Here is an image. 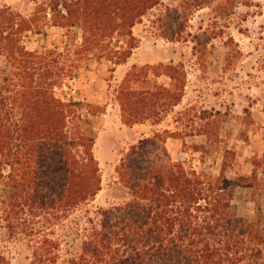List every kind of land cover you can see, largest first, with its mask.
Segmentation results:
<instances>
[{"label": "rangeland", "instance_id": "obj_1", "mask_svg": "<svg viewBox=\"0 0 264 264\" xmlns=\"http://www.w3.org/2000/svg\"><path fill=\"white\" fill-rule=\"evenodd\" d=\"M67 5L70 0H0V9L29 23L17 46L36 56L16 64L0 52V118L9 143L0 155L5 263L36 264L35 249L46 240L56 245L59 264L76 259L97 211L130 202L117 167L131 146L155 134L165 140L172 162L186 174L195 173L201 195L209 196L207 204L200 201L208 208L195 210L200 220H219L216 203L253 222L260 205L264 234V0H158L144 11L139 8L143 12L132 27L123 23L121 1L110 7L113 23L98 26L108 30L99 38L97 29L90 32L81 21L62 18ZM140 46L150 65L131 70L129 58ZM165 75L173 78L169 88L163 86L169 83ZM125 92L133 94L134 112H145L134 114L135 124L128 117L127 125L123 114ZM143 93L147 110L139 103ZM26 101L33 105L27 107ZM34 110L50 119L63 141L76 140L86 129L94 132L100 191L93 199L73 209L42 206L36 199L29 176L37 166L23 148L21 131ZM42 138L36 137L52 151L37 152L51 159L55 141ZM72 151L79 156L81 149ZM214 179L219 182L212 191ZM246 247L252 258L243 254L245 247L229 254L240 258L239 264L264 261V256L255 258L257 246L248 242Z\"/></svg>", "mask_w": 264, "mask_h": 264}, {"label": "trees", "instance_id": "obj_2", "mask_svg": "<svg viewBox=\"0 0 264 264\" xmlns=\"http://www.w3.org/2000/svg\"><path fill=\"white\" fill-rule=\"evenodd\" d=\"M121 1L125 5L121 11L125 20L123 23L129 27L139 17L137 13L158 4V0ZM121 1L70 0L71 6L64 7L66 15H62V18L81 21V25L90 32L97 29L98 33H94V37L99 38L102 36L100 32L106 34L108 30L106 27L99 29L98 26L113 23L109 18L110 7ZM98 16L101 17V23H94ZM26 24L29 23L19 15L12 14L8 8L0 9V52L7 54L6 57L16 64L23 58L32 61L36 57L34 52L17 46V36ZM130 55L128 53L117 65H121ZM134 69L136 66L131 70ZM168 78L173 81V78ZM121 95L126 97L121 101V107L123 114L127 115V125L137 123L138 118L134 114L141 116L145 112H134L132 107L136 104L131 92ZM145 95L141 94L139 103L147 110ZM26 104L31 107L33 102L26 101ZM78 120L87 124L86 121ZM49 121L48 117L34 110L32 115H26V122L22 125L24 129L21 131L25 136L23 148L37 166L29 176L30 184L42 206L53 207L57 204L73 209L93 199L100 191L98 164L92 155L94 132L86 129L85 133H77L76 140L63 141V133L57 132ZM7 134L8 130L0 118V155L9 145ZM39 136L46 142L55 141L53 146L56 152L51 159L37 152L39 149L52 151L51 146L36 139ZM160 138L159 134H155L130 147L129 153L117 167L119 181L128 189L130 202L123 206L99 209L96 221H89L90 227L85 229L79 256L67 264H239L240 258L233 257L229 252L236 255L245 247L243 250L246 253L243 254L252 258L249 254L253 252L252 249L246 247L248 242L257 246L254 257L262 261L264 234L259 228L260 205L256 207L253 222L231 215L227 210L228 205L223 207L216 203L213 209L218 213L219 220L211 223L200 220L195 210H206L208 205L203 208L200 201L207 204L209 196L201 195L198 186L202 183L195 173L186 174L178 164L172 162L165 148L166 142L159 141ZM76 146L81 149L79 156L72 153ZM216 182L219 180L214 179L212 191L216 189ZM215 196L218 197V193ZM55 246L52 241L46 240L35 249L36 264H59V257L53 252ZM0 264H6L1 256ZM255 264H264V261H255Z\"/></svg>", "mask_w": 264, "mask_h": 264}, {"label": "crops", "instance_id": "obj_3", "mask_svg": "<svg viewBox=\"0 0 264 264\" xmlns=\"http://www.w3.org/2000/svg\"><path fill=\"white\" fill-rule=\"evenodd\" d=\"M142 50H143V47L142 46H140L139 48H136L135 49V53H133L132 55H131V57L129 58V60H130V66H136V67H138V66H146V65H150L148 62H147V60H149V56H147V55H145V54H143V52H142ZM142 52V53H141ZM131 67V68H132ZM164 78H166V77H164ZM168 81H169V83H167V84H165V85H163L164 87H170L171 86V83H170V79H168V78H166Z\"/></svg>", "mask_w": 264, "mask_h": 264}]
</instances>
